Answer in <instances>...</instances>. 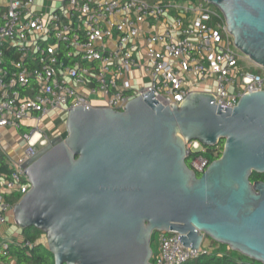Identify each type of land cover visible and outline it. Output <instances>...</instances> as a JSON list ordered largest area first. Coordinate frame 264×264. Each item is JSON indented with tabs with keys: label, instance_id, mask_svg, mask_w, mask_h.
<instances>
[{
	"label": "water",
	"instance_id": "obj_1",
	"mask_svg": "<svg viewBox=\"0 0 264 264\" xmlns=\"http://www.w3.org/2000/svg\"><path fill=\"white\" fill-rule=\"evenodd\" d=\"M204 1L221 11L234 46L264 67V0ZM153 96L121 111L71 108L65 137L24 164L31 188L13 207L15 224L43 232L54 264H152L154 231H176L193 250L204 234L264 264V181L250 180L264 173V91L224 110L204 92L171 107ZM191 140H223L199 177L186 163Z\"/></svg>",
	"mask_w": 264,
	"mask_h": 264
},
{
	"label": "built area",
	"instance_id": "obj_2",
	"mask_svg": "<svg viewBox=\"0 0 264 264\" xmlns=\"http://www.w3.org/2000/svg\"><path fill=\"white\" fill-rule=\"evenodd\" d=\"M242 58L251 61L204 0H0V129L17 138L7 150L0 141V264H15L12 247L42 243L6 227L16 225L13 207L31 188L24 164L50 140L40 129L50 113L66 120L76 106L121 111L149 90L164 107L204 92L222 110L233 108L244 94L264 91V67L251 61L257 70H247ZM186 151L190 168L203 173L204 146L191 140ZM179 235L160 231L152 264L209 253L204 234L194 250Z\"/></svg>",
	"mask_w": 264,
	"mask_h": 264
},
{
	"label": "trees",
	"instance_id": "obj_3",
	"mask_svg": "<svg viewBox=\"0 0 264 264\" xmlns=\"http://www.w3.org/2000/svg\"><path fill=\"white\" fill-rule=\"evenodd\" d=\"M202 153L211 162L221 156L223 149V140H220L216 146L206 147ZM190 167V157L186 160ZM199 177L201 174L196 173ZM251 182L259 180L264 181V173L252 172L250 175ZM24 236L36 242L38 238L43 235V232L35 227L22 229ZM237 257H235L234 253ZM11 253L16 257L15 264H54L52 253L48 250L45 243H38L31 249H24L20 247H12ZM244 258V259H242ZM185 264H262L252 260L236 251H211L208 254L200 255L198 258L188 261Z\"/></svg>",
	"mask_w": 264,
	"mask_h": 264
},
{
	"label": "rangeland",
	"instance_id": "obj_4",
	"mask_svg": "<svg viewBox=\"0 0 264 264\" xmlns=\"http://www.w3.org/2000/svg\"><path fill=\"white\" fill-rule=\"evenodd\" d=\"M160 1H166V0H160ZM169 1H177L178 3H189L191 1L198 2L200 0H169ZM49 3H50V1H45V5L46 6ZM207 4L212 9H217L214 5L209 4V3H207ZM54 5H56V3ZM239 64L241 66H243L247 70H250V71H256L257 70L256 68H254V65H253V63L251 61H247L244 58L240 59ZM33 124L36 125L35 122ZM40 129H46V130L50 131L49 132L50 135L57 134V133H59L61 135V137H65V135H66V132H65V120L62 119L60 114H57V112H54V111L52 113H50L41 122ZM16 139H17L16 137H14L13 140L11 139L12 144L14 143V141H16ZM6 228H8L7 229L8 233L16 231L15 232L16 235H19L18 232L23 234L22 229H20L19 226H17V225L9 224L8 227H6ZM159 233H160V231H154L152 233V236H151V248H152L153 252H156V250H157V244L156 243H157V240H158V237H159ZM43 237L45 239V235L44 234H43ZM201 245H202V248L207 249L209 252H211V251H214V252L215 251H223V250L225 252L233 251L227 245L216 243L215 241H213L208 236H204ZM234 256L237 257L236 254ZM242 259H244V258H242ZM150 261L152 262V259H150Z\"/></svg>",
	"mask_w": 264,
	"mask_h": 264
},
{
	"label": "crops",
	"instance_id": "obj_5",
	"mask_svg": "<svg viewBox=\"0 0 264 264\" xmlns=\"http://www.w3.org/2000/svg\"><path fill=\"white\" fill-rule=\"evenodd\" d=\"M14 138V131L9 129H0V141L1 145L3 146L4 150H7L10 146H12L11 139ZM15 142V141H14ZM42 243L46 242V239H44L43 235L40 236ZM157 244V243H156Z\"/></svg>",
	"mask_w": 264,
	"mask_h": 264
},
{
	"label": "flooded vegetation",
	"instance_id": "obj_6",
	"mask_svg": "<svg viewBox=\"0 0 264 264\" xmlns=\"http://www.w3.org/2000/svg\"><path fill=\"white\" fill-rule=\"evenodd\" d=\"M59 128H60V127H59ZM49 132H50V131L46 130V134L50 137V139L53 138V137L61 136L59 133L50 135Z\"/></svg>",
	"mask_w": 264,
	"mask_h": 264
}]
</instances>
